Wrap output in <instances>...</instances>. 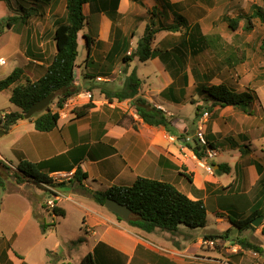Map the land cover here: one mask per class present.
I'll use <instances>...</instances> for the list:
<instances>
[{
    "label": "crops",
    "instance_id": "obj_1",
    "mask_svg": "<svg viewBox=\"0 0 264 264\" xmlns=\"http://www.w3.org/2000/svg\"><path fill=\"white\" fill-rule=\"evenodd\" d=\"M110 1L95 0L85 4L88 17L91 20L97 17L94 22L99 23L94 29L91 28V21L86 19L88 25L78 35L74 86L78 88L80 95L90 93L91 100L79 99L75 102V98L72 97L63 110V115H59L57 127L50 132H38L32 122L24 119L18 121L8 132L2 131L3 133L0 134V160L13 169L23 160L30 163L48 162L44 173L56 183L64 184L63 187L56 188L61 195L56 207L63 213L60 218L56 215L57 222L55 219L51 222L50 213L45 205L48 194L44 189L31 183L19 185L9 183L5 189L0 188V264H71L69 254L76 246L67 247V245L79 238L84 240L82 245L89 244L90 247L89 251L80 257L78 263L74 264H79L89 253L96 264H196L181 260L178 256L182 253L192 256L189 252H193L195 246H198L204 237L220 235L227 230H230V235L233 233L234 227L229 222V213L219 201L228 196L233 186L236 187V192L239 191L246 183L249 171L250 186L257 191L252 207L243 206L238 218L244 220L256 211L260 215L264 211V205L261 206L264 201L263 175L258 173L253 161L247 162L251 163L250 165L244 161V151L240 150V146L226 147L232 146L230 142L223 147L218 146L210 161L196 159L187 148V144L192 140L189 125L195 118V114L192 116L190 111L199 105L198 103L193 105L192 102L199 97L195 86L197 76L190 73L194 82L191 87L190 76L187 69L183 70L179 55L162 54L144 63L133 59L128 60L126 64L123 58L130 55L135 40L126 20L129 17L132 18L131 21L137 18L134 14L137 12L134 4L136 0H118L115 15L110 12ZM168 1L170 0H146L150 3L151 10L156 8V3H160L157 15L162 19H165L164 7L167 8ZM85 5L84 16H86ZM104 6L106 12H103ZM151 15L155 16L154 13ZM41 19H44V22L39 17L32 22V25L36 24L33 28H15V33L12 32V28L7 30L9 43L6 48L9 47L11 56L19 60L20 65L14 61L9 69H4L7 62L0 57V60L5 61L4 65H0V80L7 77L15 68H20L30 81H36L45 75L46 68L56 53L53 33L55 23L60 18L47 14ZM118 19L121 30L115 26V21ZM142 21L139 19L137 22ZM159 21L157 19L155 21L156 28L162 26ZM84 35L93 41L89 44V50L86 48ZM127 35H129L128 39ZM181 42L167 46L160 40L158 44L153 43L152 48L170 49ZM82 45L87 49V54L86 58L79 60V48ZM180 45L186 47L185 43ZM190 46L189 44V48ZM98 49L103 50L102 56L96 52ZM92 56L96 59L94 63L96 67L93 66L94 70L88 71ZM136 62L145 68L142 72L135 65ZM132 70H135L140 79L139 96L164 112L171 121V132H167L162 127L144 124L129 101L108 102L105 99L103 92L122 88L126 76ZM97 78H100V81H97ZM198 83L201 82L197 78ZM189 87L192 88L193 94ZM7 92L9 101L10 94L9 91ZM88 103L92 107L83 117L77 118L73 111ZM10 105L6 107L3 115L20 112L12 104ZM51 109L54 110V105ZM220 109L224 108H213L215 111ZM186 114H190V117ZM208 129V135L216 137L218 128L215 121L211 122ZM2 138L7 140H1ZM214 141L211 139L210 143ZM209 164L212 165L214 172L206 170ZM172 165L180 171L183 168L184 174L191 176V183L180 175L179 170L172 169ZM219 166L223 171L218 173ZM78 168L86 175L81 181L72 178V174ZM138 177L164 181L174 187L179 184L183 187L182 192L189 199L201 200L204 203L206 217L208 208H211L213 228H209L206 220V226L202 229L204 235H199L196 241L189 237V241L177 242L176 238L171 242L168 238L170 235L181 232L189 234L195 230L181 227L175 234L159 232V230L145 233L129 227L124 221H118L114 214L91 199L89 191L105 192L111 187H127ZM59 178L62 179L58 180ZM81 188L89 194L90 200L80 193ZM87 202L93 205L87 206ZM70 208L85 212L76 239L62 242L57 239L53 249L41 247L43 262L33 261L29 251L22 253L14 250L13 246L17 241L25 238L28 226L33 227L37 236V240L32 241L33 246L47 240L48 235L61 227V223L67 218L66 209ZM8 217L11 218L12 224L6 226ZM262 220L259 228L251 225L254 229L251 237L256 236L261 243H264V215ZM247 231L250 230L239 233L237 229L236 237ZM218 240H221L220 243L223 245L224 241L232 239L230 237L215 239V242ZM47 252L54 253L48 255ZM262 253L264 256L263 250ZM220 258L222 256L219 253L215 258H206V260L221 264Z\"/></svg>",
    "mask_w": 264,
    "mask_h": 264
},
{
    "label": "rangeland",
    "instance_id": "obj_2",
    "mask_svg": "<svg viewBox=\"0 0 264 264\" xmlns=\"http://www.w3.org/2000/svg\"><path fill=\"white\" fill-rule=\"evenodd\" d=\"M135 2L136 3L134 4L137 7V12L134 14L137 15V18H134L131 21L132 18L129 17L126 20L127 26H129L130 29L129 31L132 32V36H135V40L143 35L146 24L149 20V23L155 24L157 19L161 21V25H167L173 22L174 16H180L183 21L181 22V19H177L175 21V23L180 22L179 31L177 33H167L164 31L157 33L153 41L154 45L158 44L160 40L164 41L167 46L181 41L187 42L185 34H187L190 30L193 31L195 35L199 34V36L205 35L210 38H219L216 42L217 47L215 48V51L206 49L193 56L190 50H188L189 54L187 55L183 70L187 69L190 76L191 87H193L192 84H194L191 77L192 74L194 76H198L199 82L203 84L217 85L222 83L228 89L235 92L250 93L252 95V101L249 106L250 115L243 114L239 110L232 109L230 107L215 111L200 97H196V99L192 102L193 105L198 103V106H200L199 118H194V121H191L193 123L189 125L190 134L192 135V139L197 138L196 134L198 132L201 117L203 113L209 109L207 120L203 122L202 126L204 140L206 141L208 139L211 141V139H213L215 140L213 143H216L217 146L220 147H223L229 142L232 146L226 147L240 146V150L244 151V161L246 163L249 160L253 161L258 169V173H262L264 178V23H261L258 19L251 18L253 11L258 8L264 15V0H170L166 5L167 8L164 7L163 15L165 16V19H162V17L160 18V16L157 15L160 3H156V8L152 9V11L149 6L150 3H147L146 0H136ZM153 3L154 2H152V4ZM16 9L17 4L14 0H10L9 5L0 2V57H3L7 62V66L4 69H9L14 61L17 65H20V62H18L19 60L16 58L14 59V57L11 56V53L9 52L10 49H8L9 47L6 48L9 43V34H7L8 28L5 23L13 14L16 13ZM84 12L86 19L90 20L92 23H90V25H92L91 28L94 27V29H96L99 22L96 23L94 21L97 20V17L92 19L93 21L90 17H88L86 5L84 7ZM152 13H154L155 16H152ZM47 14H53L55 18H60L59 21L64 20L66 17L65 0H52L49 7L41 10L40 16L33 17L24 24H21L19 21L15 23L12 26V32L15 33V28L23 29L25 27H35L36 24L34 23L32 25V22L36 21L38 17L44 22V19L41 18ZM139 19L143 21L137 22ZM234 19L239 20L238 27L236 30H230L227 20ZM115 23V26L121 30L120 20H116ZM246 24H249L251 27L249 30L244 28ZM86 25H88V21ZM126 38L128 39L129 35H127ZM135 40L133 41L130 54L134 52L136 47L135 44L137 41ZM154 45H152V47ZM86 48H83V45L79 48V60L86 58ZM100 50L98 49L96 52L102 56L104 52L102 49ZM95 61L96 59L92 56L88 71L94 70L93 66L96 67L94 64ZM128 62L129 61H126V64ZM135 65L140 69V72L145 69L144 67H141L138 62H136ZM196 81L197 79L195 78V82ZM191 87H189L190 92L192 90ZM7 94V91L0 94V116L3 115L7 106H11L8 101ZM190 113L194 116L195 109H191ZM186 116L190 117V114H186ZM212 121L216 122L218 128L216 129L217 138L208 135V128L210 127ZM208 136H210L211 139L208 138ZM1 140L5 141L7 139L2 138ZM208 160L210 161V159ZM5 164L7 163L5 162ZM247 164L250 165L251 163ZM209 166L211 167V172H214L212 165L209 164ZM11 171H14L12 167ZM182 171L184 172L185 170L182 168ZM61 179L62 178H59L58 180ZM9 183L15 184L13 181H9L6 182V185L8 186ZM250 183L251 172L249 171V173H247V180L244 186H241L237 192L236 187L233 186V189L228 196L223 197L219 201L221 205L226 208L230 219L234 222L240 221L238 215L243 206L251 208L253 205L252 203L257 189H252ZM175 188L183 193V190H181L183 187L179 184H176ZM80 193L86 196L87 200L89 199V194L86 193L84 189L81 188ZM86 204L87 206L93 205V203L90 202H87ZM262 205H264V201L261 206ZM66 212L67 218L61 223V227L53 231L54 233L48 235L47 240H44L41 244L33 246L32 241H36L37 236L34 233L33 227L31 228L28 226V231L24 235L25 238L17 241L15 246H13L14 250L22 253L29 251L33 261L43 262L44 255L41 253V247L53 249L55 240L57 239V241L60 242L64 240L73 241V239H76L77 231L81 225L82 216H84L83 214L85 212L76 208L66 209ZM262 215H264V211L258 217L262 219ZM57 218H55V222H57ZM211 219V208H208L206 220L209 223L210 229L213 228ZM262 221L263 220H261L259 226L255 228H259ZM11 224V218H6V226ZM253 230L254 229L244 232L237 238V229L234 228L233 233H231V235L229 234V237L232 240L224 241L225 244L223 245L220 243L221 240L215 242V240L206 239L204 237L201 243H199L198 246H195L193 252H189L192 256H188V253H182L178 257L179 259L187 262H196V264H218L210 260H206V258H215L216 254L220 253L222 256V258L219 259L220 262L222 261L221 264H263L264 256L262 250L264 251V243H261L256 236L251 237ZM191 232L192 233L189 234H186L185 232H181L179 234L177 233L175 235H170L168 238L171 242L176 240V238L177 242L180 240L189 241V237L196 241L199 235H204L202 229ZM80 239L82 241L78 242ZM239 240H243L258 250H261V252L244 247V245L239 243ZM205 241H212L213 244L209 245L208 243H205ZM83 242L84 240L79 238L67 245V247H71V245L76 246L69 254L71 264H74L75 262L78 263L80 257L89 251V244L82 245L81 243ZM171 246H173V244ZM50 253L52 254L54 252Z\"/></svg>",
    "mask_w": 264,
    "mask_h": 264
},
{
    "label": "trees",
    "instance_id": "obj_3",
    "mask_svg": "<svg viewBox=\"0 0 264 264\" xmlns=\"http://www.w3.org/2000/svg\"><path fill=\"white\" fill-rule=\"evenodd\" d=\"M17 4L16 13L13 14L5 23L8 29L18 21L26 23L29 19L40 16L41 10L51 5L52 0H14ZM95 2V0H65L66 17L64 20H58L55 23L53 33V42L55 44L56 53L50 65L46 68L45 75L36 81H30L23 74L20 68H15L7 77L0 80V92L9 91V102L20 112H9L0 117V130L8 132L18 121L24 120L23 115L37 101L43 99L50 94H54V98L50 102L48 108L38 114L33 115L27 121L32 122L34 128L38 132L47 133L57 127L59 121L58 111L63 108L65 103L79 93L78 88L74 86L75 80V61L78 56V35L85 27L87 21L83 14V6L85 4ZM0 2L9 5L10 0H0ZM118 0L110 1V12L116 14ZM106 6L103 12H106ZM251 18L258 19L264 23V15L261 10L255 9ZM180 16H174L172 23L162 25L156 28L153 23L146 25L143 35L138 39L135 51L123 58V61H132L137 59L138 62L144 63L152 60L162 54L179 55L182 65H185L188 50L192 55L211 49L215 51L217 47L216 38H210L205 35H195L193 31H189L186 35V47L173 46L170 49H162L161 47L152 48L155 35L160 31L167 33H177L179 31L180 22L175 23ZM251 20V19H249ZM181 22L182 19H181ZM230 30H236L239 20H227ZM249 30L251 27L246 24L244 27ZM86 47L89 50L91 39L83 36ZM188 44V45H187ZM189 44L191 45L189 48ZM180 45V46H179ZM182 66V68H183ZM184 80L186 77L183 76ZM198 76L196 77V79ZM199 79V78H198ZM198 85V86H197ZM196 90L199 97L212 108L231 107L239 110L241 113L250 115L249 106L252 101V95L248 92H235L228 89L222 83L203 84L195 82ZM140 79L137 77L135 70H132L124 80L122 88L116 91L103 92L108 102L113 100L117 102L129 101L139 119L146 125L151 127H162L167 132H171V121L162 112V110L152 106L147 100L139 96ZM54 105V110L50 107ZM92 107L90 103L73 111L77 118L83 117ZM200 107L195 108V118H199ZM187 148L191 150L196 159L207 160V151H216L219 147L215 143L206 140L202 145L197 138H193L191 143L187 144ZM48 162L30 163L25 160L21 161L11 171V167L0 160V188H6V182L13 181L15 184L31 183L46 191V187L53 188L63 187V183H56L52 178L44 173ZM172 169L179 170L172 165ZM257 168V167H256ZM180 171V170H179ZM223 171L219 166L218 173ZM226 169H224V172ZM188 183H191V176L180 171ZM72 178L81 181L86 175L78 168L72 174ZM91 199L103 207L105 200L112 199L119 204L125 205L130 216L125 223L132 228L138 229L145 233H153L156 230L175 234L179 228L183 227L187 230L203 229L206 226V208L201 200H191L185 194L178 191L172 184L156 180L138 177L127 187H111L105 192L89 191ZM54 214L62 217L63 213L55 208ZM260 215L258 211L247 219L234 222L229 219L230 224L238 229L239 233L251 230V222ZM118 221H122L117 215H114ZM230 230L223 234L207 236L206 239H228ZM82 240H78L81 242ZM239 243L249 249L260 251L254 246L239 240ZM261 252V251H260ZM50 252H48L49 254ZM79 264H96L92 255L89 253L83 257ZM264 264V262H263Z\"/></svg>",
    "mask_w": 264,
    "mask_h": 264
},
{
    "label": "built area",
    "instance_id": "obj_4",
    "mask_svg": "<svg viewBox=\"0 0 264 264\" xmlns=\"http://www.w3.org/2000/svg\"><path fill=\"white\" fill-rule=\"evenodd\" d=\"M5 64V61L4 60H0V65H4ZM97 81H100V78H97L96 79ZM73 98L74 101L76 102L77 100L79 99H87L88 101L91 100L92 98V95L90 93H85L83 95H80V94H77L75 95ZM69 101V100H68ZM66 102L65 105L63 106L62 109H60L58 111V114L59 115H63V110L66 108V106L70 103V102ZM73 101V100H71ZM208 110L205 111L201 117V120L199 122V127H198V132H197V139L199 140V142L202 144V145H205V140L203 138L204 136V132L202 131V126H203V122H205L207 120V117H208ZM215 153L214 151H207V160L208 159H212L214 157ZM206 170L208 172H211V167L210 166H207L206 167ZM46 193L48 194V199L46 201V209L49 211L50 213V218H51V222H53V220L55 219L56 215L54 214L53 210L56 208V202H58L60 199H61V195L57 192V190L53 187H46ZM205 243H208L209 245H212L213 242L212 241H205Z\"/></svg>",
    "mask_w": 264,
    "mask_h": 264
},
{
    "label": "water",
    "instance_id": "obj_5",
    "mask_svg": "<svg viewBox=\"0 0 264 264\" xmlns=\"http://www.w3.org/2000/svg\"><path fill=\"white\" fill-rule=\"evenodd\" d=\"M53 98H54V94H50L49 96H46L43 99L37 101L23 115V118L25 120H28L33 115L45 111L48 108V106H49V104H50V102L52 101ZM2 133L3 132L0 131V134H2ZM103 206H104L105 209H107L112 214L119 216L121 218V220L124 221V222L130 216V211L125 205L119 204L118 202H116V201H114L112 199H108L107 198L105 200ZM261 220H262L261 218L257 217L251 222V225L253 227H257V226H259V223H260Z\"/></svg>",
    "mask_w": 264,
    "mask_h": 264
}]
</instances>
